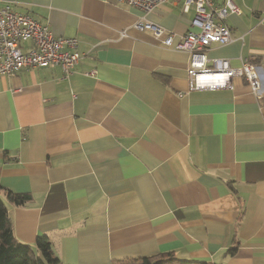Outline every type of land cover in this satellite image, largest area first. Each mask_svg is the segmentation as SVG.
<instances>
[{"label": "crops", "instance_id": "obj_1", "mask_svg": "<svg viewBox=\"0 0 264 264\" xmlns=\"http://www.w3.org/2000/svg\"><path fill=\"white\" fill-rule=\"evenodd\" d=\"M231 1L230 42L205 53L254 65L257 93L241 76L189 90V53L136 30L137 9L0 0L75 39L81 55L67 77L59 67L0 75V197L19 243L36 250L45 236L62 264L160 254L264 264V0ZM193 17L169 0L146 20L177 40ZM5 190L30 199L15 206Z\"/></svg>", "mask_w": 264, "mask_h": 264}, {"label": "built area", "instance_id": "obj_2", "mask_svg": "<svg viewBox=\"0 0 264 264\" xmlns=\"http://www.w3.org/2000/svg\"><path fill=\"white\" fill-rule=\"evenodd\" d=\"M110 1L142 13L133 24L136 30L149 31L163 47L189 53V90L229 88L230 79L241 76L252 91L258 92L260 85L254 65L246 62L241 68L234 69L228 61L209 59L205 53L212 44L223 45L231 40L225 18L228 14L240 12L231 0H221L220 3L215 0H172L181 3L183 12L190 9L194 11L190 22L194 30H189L177 40L168 30L146 20L147 14L169 0ZM22 42H28L25 50ZM76 46L75 39L55 37L47 26L40 24L31 15L20 14L7 7L0 9V75H11L19 70L33 68L59 67L64 77H67L81 58L76 52Z\"/></svg>", "mask_w": 264, "mask_h": 264}, {"label": "trees", "instance_id": "obj_3", "mask_svg": "<svg viewBox=\"0 0 264 264\" xmlns=\"http://www.w3.org/2000/svg\"><path fill=\"white\" fill-rule=\"evenodd\" d=\"M8 202L22 206L30 196L4 192ZM0 264H62L54 255L51 244L45 236L36 240V250L28 244L19 243L12 234L11 222L4 200L0 197ZM111 264H206L188 260H179L172 255L160 254L152 257L127 258L114 260Z\"/></svg>", "mask_w": 264, "mask_h": 264}]
</instances>
